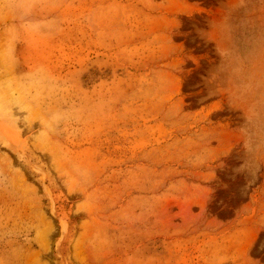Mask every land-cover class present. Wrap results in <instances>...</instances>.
<instances>
[{
  "label": "rangeland",
  "instance_id": "rangeland-1",
  "mask_svg": "<svg viewBox=\"0 0 264 264\" xmlns=\"http://www.w3.org/2000/svg\"><path fill=\"white\" fill-rule=\"evenodd\" d=\"M0 6V264H264V0Z\"/></svg>",
  "mask_w": 264,
  "mask_h": 264
},
{
  "label": "bare ground",
  "instance_id": "bare-ground-1",
  "mask_svg": "<svg viewBox=\"0 0 264 264\" xmlns=\"http://www.w3.org/2000/svg\"><path fill=\"white\" fill-rule=\"evenodd\" d=\"M4 19H6V18H4ZM15 48H16V45H15V42H14L12 44V47L10 48L8 53L6 52V50H4L5 54L7 53V64L8 65H9L10 60H12V56L15 53ZM3 57L4 56H2V54H1L0 55V59H3ZM1 67H2V65H1ZM11 68L14 70L13 66H11ZM6 69L10 70V66L7 67ZM4 85H6V83ZM4 85L0 84V136L2 138H3V136L6 138L5 143H8V146L9 145L10 146L14 145V146H16L18 148L17 143L20 141L19 138H20V135L22 134L21 125H22V123L24 121V120L23 121L21 120V117H20V114H19L20 110H18V107H17V102H19V100H18L19 91L17 89H15V85H13L12 82H11V84H8L6 87H4ZM8 133L13 134V141H9V138H8V135H7ZM23 135H24V133H23ZM2 138H0V139H2ZM21 149H24V147L21 148ZM21 154H22V152H21Z\"/></svg>",
  "mask_w": 264,
  "mask_h": 264
}]
</instances>
